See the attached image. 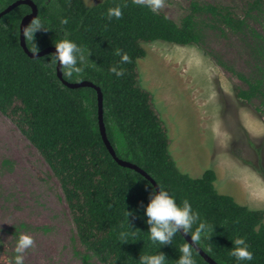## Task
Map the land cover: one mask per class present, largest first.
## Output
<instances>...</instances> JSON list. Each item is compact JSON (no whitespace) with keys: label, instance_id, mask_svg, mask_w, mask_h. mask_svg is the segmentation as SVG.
<instances>
[{"label":"trees","instance_id":"trees-1","mask_svg":"<svg viewBox=\"0 0 264 264\" xmlns=\"http://www.w3.org/2000/svg\"><path fill=\"white\" fill-rule=\"evenodd\" d=\"M14 1L0 0V12ZM33 1L45 28L36 33L37 47L29 43L28 48L39 51L69 38L90 53L81 74L63 77L101 88L106 132L117 156L144 169L178 204L185 200L191 204L212 229L196 243L218 264H237L230 255L237 238H244L254 254L246 264H264V209H252L220 193L214 169L194 178L178 168L169 152L168 129L138 72V60L147 55L143 43L162 40L202 45L205 26L218 22L233 31L247 30L257 38L255 49L263 63L251 76H240L248 88L238 95L247 100L259 97L264 106V37L246 17L236 18L226 7L197 0L191 2L180 23L132 0H102L92 6L84 0ZM261 6L262 0H253L248 13L260 12ZM115 7L121 8V18L108 19V9ZM30 12L31 7L22 4L0 18V111L14 120L60 181L80 246L74 248L75 255L83 264H95L94 260L139 264L140 256L163 252L166 264H177L179 248L188 244L196 264H210L181 232L164 246L149 239L145 211L157 194L154 184L140 172L118 164L110 154L100 132L96 89L66 86L51 64L55 53L32 58L24 51L20 23ZM208 19L215 22L209 25ZM62 20L67 22L62 24ZM117 52L126 53L129 61L121 63ZM112 66L123 75L110 72ZM16 229L49 230L16 223L7 230L16 239ZM122 232L129 233L126 241L120 239Z\"/></svg>","mask_w":264,"mask_h":264},{"label":"rangeland","instance_id":"rangeland-1","mask_svg":"<svg viewBox=\"0 0 264 264\" xmlns=\"http://www.w3.org/2000/svg\"><path fill=\"white\" fill-rule=\"evenodd\" d=\"M84 1L92 6L102 0ZM192 1L164 0L159 12L180 23ZM197 1L246 17L264 37V0L260 12L250 13L253 0ZM214 24L205 26L202 45L143 43L147 55L138 60L139 81L165 122L178 168L194 178L214 169L220 193L264 209V106L259 97L238 95L248 88L240 76H251L263 63L257 38ZM20 222L49 228L27 231L35 248L25 253V264H83L74 253L80 246L60 181L14 120L0 111V255L14 253L16 238L7 230Z\"/></svg>","mask_w":264,"mask_h":264},{"label":"clouds","instance_id":"clouds-1","mask_svg":"<svg viewBox=\"0 0 264 264\" xmlns=\"http://www.w3.org/2000/svg\"><path fill=\"white\" fill-rule=\"evenodd\" d=\"M132 2L157 14L164 6V0H132ZM107 16L108 19L113 17L119 19L122 16V10L120 7L109 8ZM66 22V20L61 21L62 24ZM42 28L45 27L41 20L34 17L21 29L20 36L23 35L27 45L31 43L37 47L36 33ZM55 47L56 52L51 56V64L56 68L59 65V70L63 76L71 78L84 71L85 62L90 53L83 46L69 38H63L55 43ZM32 51L37 52L35 48ZM117 55L121 56V63L129 61V56L126 53L117 52ZM110 72L117 77L123 75V71L117 66H112ZM129 215L130 212L128 211V217ZM145 215L147 216L146 222L150 226L148 230L149 239L162 246L172 243L174 237L180 234L181 229L184 234H191L193 243L201 240L202 237L207 238L212 230L210 225L201 220L199 214L193 211L187 200L178 204L176 198L162 187L150 199L146 206ZM194 225L196 227L193 233ZM16 232H18V237L15 242L14 253L10 256L0 255V264H25V253L35 248V239L29 232L18 229ZM128 237L129 233L122 232L120 234L122 241H126ZM233 243L234 247H232L230 255L235 258L237 264H246V262L253 260L254 254L244 238H237ZM179 252L181 255L177 264H196L193 248L188 244L180 247ZM139 264H166V255L163 252L155 255H143L139 258Z\"/></svg>","mask_w":264,"mask_h":264},{"label":"water","instance_id":"water-1","mask_svg":"<svg viewBox=\"0 0 264 264\" xmlns=\"http://www.w3.org/2000/svg\"><path fill=\"white\" fill-rule=\"evenodd\" d=\"M22 4H26V5L30 6L31 12L26 14L22 18L21 23H20V32H21V29H23V27L26 26L30 22L31 19L38 16V10L39 9H38L37 4L33 0H16L0 12V18H1L3 15L11 12L14 8H16ZM20 41H21V45H22L24 51L28 54V56H30L32 58L40 57V56H44V55L49 54V53H55L56 52L55 46H49L47 48H44L43 50H39V51L34 53L33 51H31L28 48L26 41H25L22 34L20 36ZM57 74H58V77L62 80V82L70 88H79V87H84V86H91V87H94L96 89L97 96H98V118H99L100 132H101L102 138H103L110 154L117 161V163L120 164L121 166L132 168V169L136 170L137 172H140L143 176H145L148 180H150L154 184V186L156 188V192L158 193L161 190V188L159 187L157 182L144 169H142L140 166H138L135 163L121 159L117 156V153H116L113 145L111 144V142L107 136V132H106V126H105V121H104V95H103L101 88L99 86L95 85L93 82H89L86 80L80 81V82H70V81L65 80L62 73L59 70V65L57 66ZM180 232L185 237V239L198 251V253L207 262H209L210 264H218L196 242L193 243L191 241V236L189 234H184L182 229Z\"/></svg>","mask_w":264,"mask_h":264}]
</instances>
